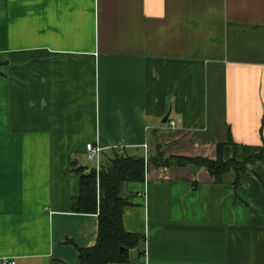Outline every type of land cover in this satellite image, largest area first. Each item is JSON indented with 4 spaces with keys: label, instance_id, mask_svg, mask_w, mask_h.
<instances>
[{
    "label": "crops",
    "instance_id": "0c3cea01",
    "mask_svg": "<svg viewBox=\"0 0 264 264\" xmlns=\"http://www.w3.org/2000/svg\"><path fill=\"white\" fill-rule=\"evenodd\" d=\"M219 145L264 146V0H0V264H80L98 237L73 211L87 162ZM233 181L148 162L124 188L144 255L121 264H264V156Z\"/></svg>",
    "mask_w": 264,
    "mask_h": 264
},
{
    "label": "trees",
    "instance_id": "16d2710c",
    "mask_svg": "<svg viewBox=\"0 0 264 264\" xmlns=\"http://www.w3.org/2000/svg\"><path fill=\"white\" fill-rule=\"evenodd\" d=\"M263 156L264 146L258 155L244 161H240L236 153L232 158L224 159L222 145L218 146L215 160L201 157L166 158L158 148L154 156L148 159L115 152L111 161L101 166L99 171L91 168L86 172L83 168H77L75 172L80 176V194L73 201V211L98 216L96 244L78 249L80 264L127 263L129 251L137 248L144 255L146 237L128 232L124 226L125 211L132 205L131 195H124V188L132 182H145L148 162L158 167L191 166L205 169L217 184H225L232 177L233 185L237 189L241 176L263 160Z\"/></svg>",
    "mask_w": 264,
    "mask_h": 264
},
{
    "label": "built area",
    "instance_id": "2783aa9c",
    "mask_svg": "<svg viewBox=\"0 0 264 264\" xmlns=\"http://www.w3.org/2000/svg\"><path fill=\"white\" fill-rule=\"evenodd\" d=\"M87 151H88V158L89 160H98L99 155L101 153V148L98 146H95L93 144H88L87 145ZM4 264H15V262L12 263H8L7 261H5Z\"/></svg>",
    "mask_w": 264,
    "mask_h": 264
},
{
    "label": "water",
    "instance_id": "95a60500",
    "mask_svg": "<svg viewBox=\"0 0 264 264\" xmlns=\"http://www.w3.org/2000/svg\"><path fill=\"white\" fill-rule=\"evenodd\" d=\"M168 118H169V115H167L166 116V118H165V121L164 122H166L167 120H168ZM84 169L87 171V172H89L90 171V168L87 166V167H84Z\"/></svg>",
    "mask_w": 264,
    "mask_h": 264
},
{
    "label": "rangeland",
    "instance_id": "374dc122",
    "mask_svg": "<svg viewBox=\"0 0 264 264\" xmlns=\"http://www.w3.org/2000/svg\"><path fill=\"white\" fill-rule=\"evenodd\" d=\"M87 165H88V167L95 168V167H94V166H95L94 163H89V162H87Z\"/></svg>",
    "mask_w": 264,
    "mask_h": 264
}]
</instances>
